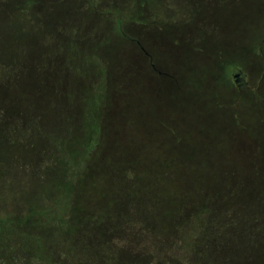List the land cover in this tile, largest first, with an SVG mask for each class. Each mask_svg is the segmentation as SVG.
Wrapping results in <instances>:
<instances>
[{
  "label": "trees",
  "instance_id": "1",
  "mask_svg": "<svg viewBox=\"0 0 264 264\" xmlns=\"http://www.w3.org/2000/svg\"><path fill=\"white\" fill-rule=\"evenodd\" d=\"M72 2L78 4L80 0H0V152L2 148L9 152L8 156L0 154V264H143L140 251L126 252L129 248H122L112 237L119 236L128 223L150 230L159 217L155 210L162 204L171 205L165 216L167 224L157 230L158 236H171L173 241L164 247L166 253L182 247L181 240L175 239L190 228L187 238L195 240L193 246L198 252L207 253L208 264H238L233 258L238 254L242 256L239 264H257L255 250L264 246V157L259 146H255L258 152L254 147L256 154L251 158L242 156L245 162L236 170L229 158L201 155L199 151L192 158H179L184 166L181 172L176 173L167 163L161 170L148 169L152 165L150 156L139 168L130 162L116 174L114 168L106 169L108 160L101 154L100 133L89 148L69 145L68 133L74 125L69 108L74 104V94L70 88L63 89L66 78L55 71L57 62L50 59L52 50L46 48V42H53L48 46L51 49L54 45L58 48L61 41L64 45L72 42L74 34L57 30L73 26L82 29L80 24L88 27V20H95L94 28L110 23L121 48H132L131 55L120 56L131 66L129 69L138 71V64L142 66V60L148 59L147 70L159 76H175L173 68L159 70L152 51L131 28L123 26V15L113 16L109 9L100 12L89 3L80 13L85 19L76 25L73 21L66 23L69 13L57 9H67L74 5ZM127 17L131 24L135 17ZM94 64L100 67L102 77L91 96L101 104L99 118L106 115L104 119H108L112 117L113 98L118 97L116 83L122 78L113 76L107 85L106 64L102 60ZM180 66L186 71L183 62ZM228 73L224 78H229L242 96L247 92L242 89L247 88L234 78L235 73L241 77V70L235 68ZM174 79L184 90L191 88L185 86L183 78ZM121 112L124 114L117 112V122L126 121L123 117L127 111ZM98 157L105 170L99 180L98 198L111 199L116 205L112 211L92 215L94 212H84L79 204L80 186L83 181L86 185L89 182L92 159ZM174 161L177 164V158ZM12 186L16 187L15 196L19 191V200L8 202L5 191L11 192ZM189 202L192 209L185 210ZM195 202L201 204L196 206ZM137 206L149 211L136 212ZM80 214L87 218L86 223ZM180 263L168 256L158 264Z\"/></svg>",
  "mask_w": 264,
  "mask_h": 264
},
{
  "label": "rangeland",
  "instance_id": "2",
  "mask_svg": "<svg viewBox=\"0 0 264 264\" xmlns=\"http://www.w3.org/2000/svg\"><path fill=\"white\" fill-rule=\"evenodd\" d=\"M89 3L100 12L109 9L108 13L113 16L123 15V26L131 28L133 35L137 34L152 51L159 70L173 68L175 76H159L147 70L148 59L142 60V66L138 62L140 70L129 69L131 66L124 64L120 56L121 53L131 55L132 48H121L116 42L117 32L110 23L94 28L95 20H88V27L81 24L82 29L73 26L85 19L81 17V11ZM72 4L57 11L69 13L66 23L73 21L74 24H70L73 28L62 27L61 32L57 31L60 34L73 33L74 37L70 39L77 41L73 39L66 45L61 41L59 44L62 45L58 48L54 45L58 52L56 59L52 46L48 47L53 42H46V48L52 50V53L49 52L50 59L57 62L55 71L66 78L63 89L70 88L74 94V104L69 108L74 122L71 133H68L70 146L76 147L77 144L89 148L95 142L96 134L100 133L103 139L100 141L101 154L108 160L106 169L114 168L116 174H120L130 162L139 168L150 156L152 165L148 169L158 167L156 169L161 170L167 163L169 167L173 165L171 168L176 173L184 167L179 158H192L199 151L201 155L229 158L232 165H236L235 170L244 164L242 156L248 159L256 154L255 146H259V153L264 157V0H80V3ZM54 13L55 10L52 15ZM78 13H81L80 17ZM128 15L140 18H131V24H128ZM99 60L106 64L107 85L113 76L123 80L121 85L117 84L121 80L116 83L118 97L113 98L112 117L108 119H104L106 115L99 118L101 104L91 94L102 77L100 67L94 64ZM128 62L131 63V60ZM181 62L186 71L180 66ZM67 65L71 67L70 73L66 71ZM235 68L241 70L238 84L242 83L241 87L244 84L247 88L242 89L247 91L242 96L229 78H224ZM174 78L177 81L183 78L185 86L191 88L184 90ZM49 84L52 85V82ZM89 102L91 105L87 107ZM85 107L87 113L84 114ZM122 110L127 111L123 117L126 121L117 122V112L123 115ZM137 150L139 152L135 154ZM0 154L8 156L9 152L2 148ZM174 158H177V164ZM100 160L101 157L92 159L93 175L87 185L83 181L80 186L79 204L84 212H94L92 215L112 211L116 205L111 199L102 201L98 198L99 180L105 173ZM14 188L12 186V193ZM11 192L5 191L4 199L18 201L19 191H16V196L14 193L10 195L12 198L9 199ZM186 204L185 210L188 207L191 210L192 203ZM200 204L195 202L196 206ZM166 205L162 204L155 210L159 217L157 222L154 220L156 224L151 225L152 229L145 232L128 223L122 227L119 236L112 239L115 238L114 241L122 248L130 249L126 252L140 251L143 264H158L168 256L182 264L185 261L208 264L210 257L207 253L198 252L193 246L195 240L187 238L190 228L175 239V242L181 240L182 247L166 253L164 247L173 242L171 236H158L157 232L167 224L165 216L170 212L171 205ZM135 210L142 214L149 211L140 206ZM80 215L86 223L87 218ZM153 230L157 234L152 235ZM241 257L238 254L233 258L239 264ZM255 259L257 264H264V246L256 248Z\"/></svg>",
  "mask_w": 264,
  "mask_h": 264
},
{
  "label": "flooded vegetation",
  "instance_id": "3",
  "mask_svg": "<svg viewBox=\"0 0 264 264\" xmlns=\"http://www.w3.org/2000/svg\"><path fill=\"white\" fill-rule=\"evenodd\" d=\"M234 75H237V73H235ZM236 80H237V82H239L240 81V75H238L237 77H236ZM240 86H242V83L241 84H239Z\"/></svg>",
  "mask_w": 264,
  "mask_h": 264
},
{
  "label": "water",
  "instance_id": "4",
  "mask_svg": "<svg viewBox=\"0 0 264 264\" xmlns=\"http://www.w3.org/2000/svg\"><path fill=\"white\" fill-rule=\"evenodd\" d=\"M240 75V73H237V75H234V78L236 79V77ZM236 83H237V80H236Z\"/></svg>",
  "mask_w": 264,
  "mask_h": 264
}]
</instances>
